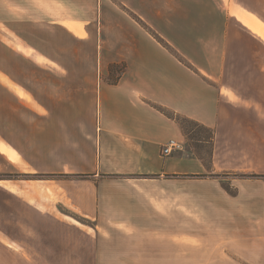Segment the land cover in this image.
<instances>
[{
    "label": "crops",
    "instance_id": "0c3cea01",
    "mask_svg": "<svg viewBox=\"0 0 264 264\" xmlns=\"http://www.w3.org/2000/svg\"><path fill=\"white\" fill-rule=\"evenodd\" d=\"M62 1L81 31L45 0H0L25 64L0 66V174H25L0 177V264H264V0H231L254 22L222 0H121L169 46L120 4ZM61 31L74 59L95 52L89 82ZM160 106L215 130L209 166ZM220 238L229 259L206 249Z\"/></svg>",
    "mask_w": 264,
    "mask_h": 264
},
{
    "label": "rangeland",
    "instance_id": "374dc122",
    "mask_svg": "<svg viewBox=\"0 0 264 264\" xmlns=\"http://www.w3.org/2000/svg\"><path fill=\"white\" fill-rule=\"evenodd\" d=\"M52 2H50V0H45V5L50 9V12L53 16L57 17L56 14H59V6L60 4H63L64 5V1L62 0H51ZM98 1L99 0H96V3L94 4V9L98 10ZM104 1V0H102ZM112 3H115V4H120L121 7H123V9L125 8V11L135 20V16H139L137 13H135L129 6V3L127 4L126 2H123L121 0H110ZM127 1H131V0H127ZM52 3V7H51V4ZM55 5V7H54ZM222 6L223 7H227V8H232L234 10H238L239 12V15L240 16H243L244 20L246 21H250V22H254L253 18L251 17H248L246 15H244L243 11L241 10L240 6H236L235 5V2L231 1V0H222ZM57 12V13H55ZM2 15V18L1 20L5 21V13H1ZM68 17L65 18V19H68V20H63V22H66V21H71L74 19V17H70L69 18V14H67ZM141 18V16H139ZM70 19V20H69ZM148 26L149 28H151L152 32L156 33L157 36H159L163 41H164V38L161 37V35H159L143 18H141ZM75 20V19H74ZM138 22V21H137ZM68 23V22H66ZM139 23V22H138ZM140 24V23H139ZM256 25V23L254 24ZM25 25L21 22L18 23V25L15 27V33H17V35H27V38L30 36H37V28H23ZM145 30H147L151 35H153L155 38H157L151 31H149L148 29H146L143 25H141ZM77 27V26H76ZM77 30L78 31H81L78 27H77ZM0 35L3 37V39H5V29H4V26L3 27H0ZM46 36H48V33H46ZM61 37H62V41L61 43H59V47H57L56 51H57V54L59 56H61L63 59H62V62L63 63H68V64H75L76 67L79 69V72L81 73V77L80 79H82V82L86 83V82H89L90 78H89V70H91L92 66L94 67V70H96V64L94 63L95 62V52H91V47L87 44H81L79 43L78 44V56H77V59H74V57H71L70 56V48L69 46L72 45L71 43H69V38L66 37L65 38V35L64 33L61 31ZM158 39V38H157ZM66 40V42H65ZM159 40V39H158ZM160 41V40H159ZM161 43H163L162 41H160ZM52 43V42H50ZM48 40H46V44H45V47L46 49H51L53 51L54 47L52 46V44H50ZM52 63L50 62H46L45 65H41V68H53V66L51 65ZM126 64V63H125ZM127 65V64H126ZM0 66H3V67H8V68H13L17 71V73H19L21 71L22 68L25 67V64L23 63V60L20 58V57H17L16 54H12L11 52L7 53V50L6 48L4 47V45H1L0 44ZM127 69V67H126ZM37 72V71H36ZM192 127V126H190ZM186 137V142L187 144H189V146L191 145H194L195 144V141L191 138H189L187 135L185 136ZM205 146V149L207 150L210 146L209 143H205V144H202ZM192 147V146H191ZM205 150V151H206ZM43 176H48V174H42ZM223 176H227L228 174H222ZM232 175V174H230ZM0 177H10V178H23L25 177V174H22V173H9V174H0ZM187 242L194 248H197L198 247H201L202 245V241L200 240H195V239H190V238H186ZM219 241L214 245V246H210L208 247L207 246V250L211 252L213 251H217V253H220L219 255L225 259H229V256L227 255V253L225 252V250H227V248L229 247V245H227L225 242H226V238H220L218 239ZM194 256L196 255H192L191 254V260H194Z\"/></svg>",
    "mask_w": 264,
    "mask_h": 264
},
{
    "label": "trees",
    "instance_id": "16d2710c",
    "mask_svg": "<svg viewBox=\"0 0 264 264\" xmlns=\"http://www.w3.org/2000/svg\"><path fill=\"white\" fill-rule=\"evenodd\" d=\"M135 19L143 25L146 29L152 32L151 28L139 17L135 16ZM153 33V32H152ZM160 41L163 42V44L168 45L169 44L165 41H163L157 34L153 33ZM127 65L124 62L121 63H113L109 66V76L107 81L109 83H117L121 75L126 70ZM159 110H161L163 113L168 115L169 117H172L175 119L182 127L185 135H187L189 138L193 139L195 141L194 145L192 146V149L194 152L198 155V157L207 165L209 166L211 164L212 156H213V145H214V138H215V130L212 127L206 126L205 124L176 113L175 111L165 108V107H158ZM192 126V127H190ZM209 143L210 146L206 150L205 146L202 144ZM206 150V151H205Z\"/></svg>",
    "mask_w": 264,
    "mask_h": 264
},
{
    "label": "built area",
    "instance_id": "2783aa9c",
    "mask_svg": "<svg viewBox=\"0 0 264 264\" xmlns=\"http://www.w3.org/2000/svg\"><path fill=\"white\" fill-rule=\"evenodd\" d=\"M182 144L178 142L175 139H171L167 145L164 146L163 148V153L168 155L171 154L174 150H179L181 149Z\"/></svg>",
    "mask_w": 264,
    "mask_h": 264
},
{
    "label": "bare ground",
    "instance_id": "6f19581e",
    "mask_svg": "<svg viewBox=\"0 0 264 264\" xmlns=\"http://www.w3.org/2000/svg\"><path fill=\"white\" fill-rule=\"evenodd\" d=\"M55 13H57V12H55ZM67 14H68V13L66 12L64 6H63L62 4H60V6H59V14H56V16H57V17H61L62 20H68V19H65V18L68 17ZM70 16H71V15L69 14V18H70ZM69 20H70V19H69ZM66 22H68V24H70L72 27H74V28L77 30V27H76L77 25H76L74 19L71 20L70 22H69V21H66Z\"/></svg>",
    "mask_w": 264,
    "mask_h": 264
}]
</instances>
